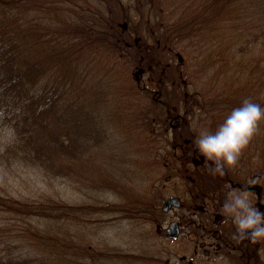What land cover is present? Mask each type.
Returning <instances> with one entry per match:
<instances>
[{"label":"trees","instance_id":"16d2710c","mask_svg":"<svg viewBox=\"0 0 264 264\" xmlns=\"http://www.w3.org/2000/svg\"><path fill=\"white\" fill-rule=\"evenodd\" d=\"M101 1L109 3L0 0V175L27 170L52 187L68 183L84 200L17 199L0 188V264H141L142 258L96 239L116 220L129 218L139 227L155 222L161 199L151 194L157 171L148 162L159 146H191L194 156V140L174 144L160 132L165 115L186 127L198 111L199 130L203 116L214 129L243 98L264 104V0H136L132 20L149 28L158 18L156 28L178 58L185 101L174 106L162 99L165 89L154 74L140 71L146 63L140 38L133 43L138 50L130 48L97 7ZM110 2L120 19L126 16L119 0ZM131 57L138 66L129 72ZM195 58L211 68L189 80L185 67ZM191 87L199 91L189 101ZM262 124L248 146L261 142ZM118 125L135 134L118 140ZM204 160L195 164L193 183L208 173ZM89 164L101 166L99 178L83 179ZM126 182L143 194L128 199L133 192Z\"/></svg>","mask_w":264,"mask_h":264},{"label":"rangeland","instance_id":"374dc122","mask_svg":"<svg viewBox=\"0 0 264 264\" xmlns=\"http://www.w3.org/2000/svg\"><path fill=\"white\" fill-rule=\"evenodd\" d=\"M108 1L109 3L101 1L96 5H98L97 7H99L107 17L116 22L117 26H119L120 34H124V36L128 38L127 43L131 44L129 45L130 48H134L133 43L136 42L138 37L140 38V43L143 45V48L141 49V59L143 60L142 62H146L143 66H140L142 68L140 71L146 77H148L149 74H154L155 81L165 89L164 94H162V99L169 103L170 106H174L176 104L175 102L179 104V102L185 101V97H183V95L178 92L181 80H183V72L177 65L178 58L176 57L175 53L171 52L168 47L169 45H167L166 41L163 39L165 35L163 36L162 32L156 28L158 18H156L155 22H151L153 27L148 28L145 25L143 27L138 26L139 18L136 17L134 20H132L137 10L136 0H119L121 8H123L125 11L127 10L125 13L123 12V14L126 16L122 17L121 19V16H119L118 13V7H116L117 5L111 3L110 0ZM96 5L94 3V6ZM128 11L131 13L130 17L128 16ZM104 14L102 15V18H106ZM116 14L117 16L115 17ZM103 21L107 23L106 19H103ZM134 49L138 50L137 47ZM131 52L134 53L132 50ZM198 56L200 59H202L205 57V54L201 52ZM136 59L137 57H131V63L129 58L126 65V69L129 72H132V70L138 66V59L135 62ZM210 68L211 65L208 62H196V58L193 62L185 67V69L189 72V80H191L193 73L198 71L200 73H205L206 70ZM207 73L212 74V71ZM196 91L197 90L194 87L190 88L191 95L188 98L189 101L194 94L198 93L199 90L197 92ZM196 98L198 97L196 96ZM159 110H163V112L166 114L165 108H159ZM178 110L181 111V114H184L185 112L183 111V107H178ZM162 118H164V116H162ZM164 119L166 120V125L160 130V132L166 134L167 138L174 144L181 138H190L194 140L195 136L199 132L198 120H200V118L198 116V111L197 114L188 117V120L183 124L185 126L188 124L186 127L172 128L171 125L175 122V117L165 115ZM202 119H204L205 122L204 128L212 129L209 126V119L206 116H203ZM117 129H115L113 126V131L118 134L117 138L120 141L128 140L131 134H135V130L129 132L128 129L123 128L121 125H118ZM260 131L261 142L259 145L257 144L258 146H248L246 151L240 155L243 157H239V162H237L235 166L227 168V171L230 172L236 169L241 183L247 187L253 186L254 191L251 194L254 199V203L257 205H264V122ZM128 145V143L125 145L121 142V146ZM189 147L191 148V146ZM166 151H168L170 155V159L167 160L164 158L167 154ZM175 151L177 154H180L182 152L181 147L175 145L167 146V148L164 149L163 147L159 146L158 153H155V157L152 158L153 161L148 162L150 166L154 164L153 169L157 171V175H152L153 181L151 184V194L154 197V200L157 201V196L161 199V201L169 198L170 196H174L181 199L183 204H185V209L173 210L171 215H169L168 221L181 220V218L193 220L191 216L184 217L187 215V209H189L190 206H193V203L196 205L203 204L205 199L208 200L206 203H209L211 210L212 207H220V203H222L225 195L224 191L226 190L222 185V182L225 180L223 177L225 174L223 176L212 175L208 171V173L205 175L201 174V176H204L205 178H196V176L192 177L195 178L193 183L191 176L192 174H196V161L194 160L192 153H190L191 151L188 153L189 161L185 164L182 161L178 162L176 159L172 158ZM116 165H118L120 168L123 167L121 162L117 163ZM243 165L244 168L241 170ZM101 171L102 168L100 165L95 166L89 164L87 173L83 179H87V176H92L97 179L99 178ZM250 177H260V182L249 185L247 184V181ZM123 180L126 181L127 179ZM243 180L245 182H243ZM125 185L128 189L131 188V191L133 192L130 193L128 199H137V195L140 193L143 194V190L139 189V186L135 183L131 185L130 183L126 182ZM244 186H241L240 188ZM51 187L52 186L48 184L40 183L37 177L27 170H21L19 173H10L9 171L5 176L0 175V188L7 192L10 196H13L17 199L45 200L50 195L55 199L61 198L62 200L68 202L70 200H77L78 202L84 201L82 199V194L73 190L71 185L68 183H62L60 185H56L55 187ZM234 187L238 188L237 185ZM103 197L108 198L109 200L113 199V196L111 195H104ZM156 217L157 215L155 218ZM128 219L116 220L111 222L109 225L104 226L96 239V243L100 244L99 242L104 241V244H110L111 246H114L123 252L129 253L132 256L131 258H133L132 260H135L134 257L138 256L143 259L141 264H156L157 257L154 256L156 255L157 248L155 249V246L151 247L147 245L145 247V244H153L152 241L154 237V230H152V234L150 235L149 228L154 229L155 222L151 225L146 221L144 223L138 221L142 224V229H140L141 227L138 226L137 222L130 220L128 221ZM143 231H145V233H143ZM262 241L261 248L264 250V243H262ZM100 246L102 245L100 244ZM173 246L174 244L172 243L171 249H174ZM175 247L177 250L175 252L172 250L170 253L172 264H188L187 259L182 260V258H192L195 250L191 251L189 248L187 250L186 246L179 247L176 245ZM167 249L169 250L170 248L167 246ZM199 255L200 254H198V256ZM199 258L204 260L201 256Z\"/></svg>","mask_w":264,"mask_h":264},{"label":"flooded vegetation","instance_id":"af4514ba","mask_svg":"<svg viewBox=\"0 0 264 264\" xmlns=\"http://www.w3.org/2000/svg\"><path fill=\"white\" fill-rule=\"evenodd\" d=\"M184 147V148H182ZM181 153L177 154L175 151L173 158L181 159L185 164L189 161L188 153L190 151L189 146H181ZM194 160L196 162L203 161V154L198 153L196 147H194ZM196 164V163H195ZM244 165L241 170H243ZM225 180L222 185L225 187L224 193L229 188L237 185L240 189L244 186L241 183L239 175L236 169L234 171H225L223 176ZM243 182H245L243 180ZM241 185V186H240ZM237 188V189H238ZM249 188L254 191L253 186ZM171 197V196H170ZM174 197V196H173ZM179 199L178 197H175ZM162 200L159 206V212L157 214L154 223L153 232V244L156 252V260L159 264H172L170 253L175 252L178 245L179 247L186 246L194 254L192 258L183 257L182 260L187 259L188 264H264V257L261 248V241L251 242L248 239L236 243L231 239V233L234 231V225L231 220H226L223 213L220 211V207H211L208 200L201 205L200 208L190 206L187 209V215L184 217L191 216L193 220L187 218H181V220L168 221L169 215L175 209H185L183 202L179 199V206H173L168 212L162 211ZM192 203V201H191ZM222 203H220L221 205ZM258 207L264 210V205L260 204ZM169 222V223H168ZM168 223V224H167ZM172 243L174 249H171ZM264 243V241H262ZM167 246L170 248L167 249ZM167 249V252H166ZM198 254H200L198 256ZM203 257L201 260L199 257Z\"/></svg>","mask_w":264,"mask_h":264},{"label":"clouds","instance_id":"9594fccd","mask_svg":"<svg viewBox=\"0 0 264 264\" xmlns=\"http://www.w3.org/2000/svg\"><path fill=\"white\" fill-rule=\"evenodd\" d=\"M261 122H264V104L245 97L227 112L214 129H200L194 144L198 153L205 157L208 171L212 175L223 176L227 168L235 166ZM258 182L260 177H250L247 184ZM251 193L247 186L229 188L220 206L225 219H230L234 225L231 239L236 243L245 239L253 243L264 240V210L254 203Z\"/></svg>","mask_w":264,"mask_h":264},{"label":"water","instance_id":"95a60500","mask_svg":"<svg viewBox=\"0 0 264 264\" xmlns=\"http://www.w3.org/2000/svg\"><path fill=\"white\" fill-rule=\"evenodd\" d=\"M176 124H173V126H175ZM180 202L177 198L175 197H170L169 199H167L164 203H163V211L167 212L170 210V208L172 206H179Z\"/></svg>","mask_w":264,"mask_h":264}]
</instances>
